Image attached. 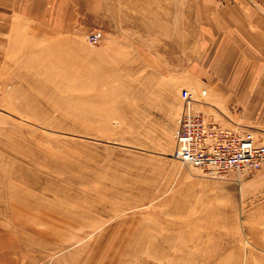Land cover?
<instances>
[{"label": "rangeland", "instance_id": "1", "mask_svg": "<svg viewBox=\"0 0 264 264\" xmlns=\"http://www.w3.org/2000/svg\"><path fill=\"white\" fill-rule=\"evenodd\" d=\"M237 1L264 16V0ZM194 5L102 0L74 34L14 40L0 264H264V164L214 177L172 157L184 98L173 113L169 90L197 51Z\"/></svg>", "mask_w": 264, "mask_h": 264}, {"label": "crops", "instance_id": "2", "mask_svg": "<svg viewBox=\"0 0 264 264\" xmlns=\"http://www.w3.org/2000/svg\"><path fill=\"white\" fill-rule=\"evenodd\" d=\"M238 3L194 0L200 26L188 69L194 107L223 128L264 136V16L245 14ZM96 6L101 8L102 0H0V71L14 40L26 31L69 36L79 17L89 16ZM188 72L169 90L177 115Z\"/></svg>", "mask_w": 264, "mask_h": 264}, {"label": "built area", "instance_id": "3", "mask_svg": "<svg viewBox=\"0 0 264 264\" xmlns=\"http://www.w3.org/2000/svg\"><path fill=\"white\" fill-rule=\"evenodd\" d=\"M88 39L90 43L98 41L95 35ZM172 157L214 177L250 172L264 164V137L219 126L196 110L194 100L185 96Z\"/></svg>", "mask_w": 264, "mask_h": 264}, {"label": "bare ground", "instance_id": "4", "mask_svg": "<svg viewBox=\"0 0 264 264\" xmlns=\"http://www.w3.org/2000/svg\"><path fill=\"white\" fill-rule=\"evenodd\" d=\"M199 169V168H198ZM16 210V209H15Z\"/></svg>", "mask_w": 264, "mask_h": 264}]
</instances>
